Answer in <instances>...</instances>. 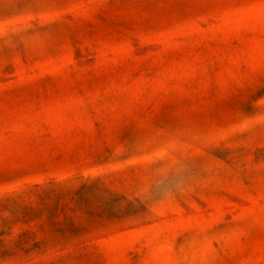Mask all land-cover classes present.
I'll return each instance as SVG.
<instances>
[{"label": "rangeland", "instance_id": "1", "mask_svg": "<svg viewBox=\"0 0 264 264\" xmlns=\"http://www.w3.org/2000/svg\"><path fill=\"white\" fill-rule=\"evenodd\" d=\"M0 264H264V0H0Z\"/></svg>", "mask_w": 264, "mask_h": 264}]
</instances>
